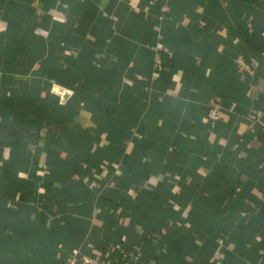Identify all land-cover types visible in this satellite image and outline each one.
<instances>
[{"label":"crops","instance_id":"0c3cea01","mask_svg":"<svg viewBox=\"0 0 264 264\" xmlns=\"http://www.w3.org/2000/svg\"><path fill=\"white\" fill-rule=\"evenodd\" d=\"M72 253L264 264V0H0V264Z\"/></svg>","mask_w":264,"mask_h":264},{"label":"built area","instance_id":"2783aa9c","mask_svg":"<svg viewBox=\"0 0 264 264\" xmlns=\"http://www.w3.org/2000/svg\"><path fill=\"white\" fill-rule=\"evenodd\" d=\"M221 109H222V104L219 101L212 102L210 107L208 108V117L213 124H215L217 121L220 120ZM78 259H80V256L77 253H72L69 256L68 262L66 264H74ZM81 259H83L88 263L91 261L89 256L87 255H82Z\"/></svg>","mask_w":264,"mask_h":264},{"label":"trees","instance_id":"16d2710c","mask_svg":"<svg viewBox=\"0 0 264 264\" xmlns=\"http://www.w3.org/2000/svg\"><path fill=\"white\" fill-rule=\"evenodd\" d=\"M101 114H102V113H101ZM103 115H104V112H103ZM103 115H102V117H103ZM123 125H124V124H122V126H121V130H120V131L124 134V132H125V126H123ZM5 229H6V228L2 227V228H1V232L5 231Z\"/></svg>","mask_w":264,"mask_h":264}]
</instances>
